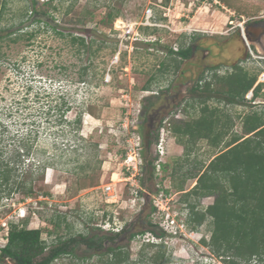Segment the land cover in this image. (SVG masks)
<instances>
[{
	"label": "rangeland",
	"instance_id": "1",
	"mask_svg": "<svg viewBox=\"0 0 264 264\" xmlns=\"http://www.w3.org/2000/svg\"><path fill=\"white\" fill-rule=\"evenodd\" d=\"M45 3L38 0L37 9L49 15H30V0H0V161L18 168L16 174L28 184L33 181L35 189L31 198L24 199L22 192L10 198L3 192L0 249L7 242L10 226L22 220H28V229L40 230L49 247L58 238L118 233L129 225L131 232L139 233L146 228L143 217L152 201L165 189L182 219H187L188 203L202 211L212 205L214 194L189 197L187 203L181 199L196 185L193 177L226 151L235 135H243L245 116L264 111V84L258 97L246 100L248 91L236 104L227 103L226 95L215 91L223 90L217 85L219 79L237 84L245 73L249 78L264 72V63L248 53L251 49L258 55L248 34L257 35L262 29L253 23L264 21V0ZM110 9L119 15L113 25L106 21ZM148 10L155 24L151 27L143 23ZM130 26L135 28L128 37ZM18 35L20 38L12 41ZM71 36L83 37L85 46L73 42ZM155 41L159 43L151 45ZM188 45L192 47L190 57L176 59L175 66L176 56L168 54L165 47L177 50ZM207 83L214 91L201 90ZM175 92L179 96L171 110L163 112L146 137L152 143L145 160L156 158L165 166L159 165L151 176L144 167V147L136 129L146 123L151 108L163 103V96ZM148 101L154 102L153 106L143 108ZM206 107L218 120L211 137L220 136L213 143L197 139L186 150L172 126L198 119ZM78 118L79 126L75 123ZM25 146L30 147L27 154ZM138 156L143 164L137 167ZM134 174L144 194L137 201L132 194L135 185L125 181ZM108 184L116 190L112 198L103 193ZM178 185L183 186L182 192H175ZM210 224L207 218L194 234L186 230L184 235L163 242L151 232L130 242L122 235L124 239L116 244L129 253L122 264H218L217 259L227 264L233 258L220 259L208 245ZM154 230L160 233L158 228ZM160 243L163 245L146 246ZM92 252L77 245L74 255L51 264H94L90 263L93 257L89 258ZM155 255L160 257L159 263L153 262ZM241 261L264 264L255 257ZM5 264L13 262L6 260Z\"/></svg>",
	"mask_w": 264,
	"mask_h": 264
},
{
	"label": "trees",
	"instance_id": "2",
	"mask_svg": "<svg viewBox=\"0 0 264 264\" xmlns=\"http://www.w3.org/2000/svg\"><path fill=\"white\" fill-rule=\"evenodd\" d=\"M52 1L46 0L45 4L49 6ZM30 3V15H49L47 11H38V0H30ZM117 18L119 15L114 14L112 9L106 14V21L110 25H113ZM71 37L73 42L85 46L83 37ZM19 38L18 35L12 41ZM2 39L0 37V41ZM158 43L159 41H155L151 45ZM165 48L168 50V54L176 56L174 59L175 66L177 65L176 59H188L192 52V47L189 45L181 46L177 50L171 46ZM256 79V76L248 78L246 73L242 81L237 84H231L233 80L219 79L217 85L223 90L215 91L220 94L224 93L227 103L236 104L244 100V95L252 88ZM226 81L229 84H224ZM211 85V83L204 84L201 90L211 91ZM260 90L261 84L255 89V97H258ZM199 100L205 101V99ZM153 104L154 102L148 101V104L144 105L143 108L152 107ZM207 109V107L202 108V114L196 120H190L183 125L172 126V131L178 138V142H182L180 143L182 145L185 144L186 150L194 145L197 139H210L213 143L220 136L216 134L211 137L218 120L214 117V112ZM75 123L79 126L80 118L75 120ZM136 131L142 139L144 147L142 158L146 161L145 151L150 147L152 141L147 140L143 135L142 123ZM242 131V136L235 135L227 144L226 151L215 156L199 175L193 177L196 179V185L191 191L184 193L185 198L181 199V202L187 203L189 197L202 198L212 194L216 195L213 204L207 206L203 211L198 210L196 204H186L188 209L186 224L189 230L196 231L207 218H210L211 239L208 245L211 246L217 257H221L220 259L223 256H231L233 259L229 258L227 264H243L241 260L249 262L253 257L260 262L264 260V111L260 114L254 112L245 116L242 122ZM184 138L188 139L187 143ZM29 148L26 147V154L29 153ZM156 163L155 158L146 161L144 164L151 176L155 174ZM161 167L164 169V164ZM17 169L10 167L9 162L0 161V200L3 198V192H7L4 195L6 198L21 192L24 195L23 199L25 197L31 198L35 194L33 181L28 184L22 180L20 175L16 174ZM182 191V185L176 186L175 192ZM164 192L169 193L166 189ZM150 206L149 213L143 217L146 228L139 233L131 232L132 225H129L118 233L106 232L100 236L95 233L79 234L66 240L58 238L56 243L50 247L41 238L40 230L28 229L26 227L28 220H22L20 224L10 226L6 238L7 242L0 249V263L5 264L6 260H10L13 264H51L60 257L74 255V247L83 245L87 250L93 251L89 256V258L93 257L90 263L122 264L129 258L125 246L116 244L117 240L122 241L124 239L121 237L122 235H127L125 238L129 242L137 235L147 232H151L157 237H165V234L157 233L154 230L155 226L152 224L151 214L155 208ZM109 241L112 242V245L107 244ZM202 243L207 245L204 240ZM153 245L162 246L163 244H147L146 246L153 247ZM159 259L160 257L156 255L152 258L155 263H159Z\"/></svg>",
	"mask_w": 264,
	"mask_h": 264
},
{
	"label": "built area",
	"instance_id": "3",
	"mask_svg": "<svg viewBox=\"0 0 264 264\" xmlns=\"http://www.w3.org/2000/svg\"><path fill=\"white\" fill-rule=\"evenodd\" d=\"M144 24L145 26H153L154 24V19H153V14L151 12V10H148L144 16ZM134 28L135 26H130V28L128 29L127 35L128 37H130V35L134 32ZM242 34H243V39L244 41L247 43L248 47L249 43L248 40L245 36V29H242ZM135 42H137V39H134ZM134 42V43H135ZM251 49L248 50V53L250 54V56H252L253 59H255L256 62L258 63H264V52H262L259 55V51H257L258 55L255 56L251 51ZM250 51V52H249ZM254 84H264V72L258 74L256 82ZM257 86H254L252 88V90H249L248 94L246 95V100L248 99H252L254 97V92ZM164 130H161V140L160 142H162V135H163ZM158 147V153L161 154V149H162V144H157ZM139 158V163L135 165H142L143 162L141 160V156H138ZM134 159V158H133ZM136 159V158H135ZM161 161V160H160ZM158 161L156 163V167H159V162ZM161 166V165H160ZM156 168V170H157ZM134 167H131V170H133ZM127 170H130V167L127 166ZM134 173V171H133ZM126 183H129L131 185H135V190H133L132 194H133V199L134 200H138L140 197H142L144 194L142 193V190L138 187V180H137V176L131 175L130 177L125 179ZM141 191V192H140ZM103 193H105L108 197H114V195L116 194V190L113 187V184H108L106 186L103 187ZM155 201H152V206L155 208V211H153V213L151 214V220H152V224L159 229V231L163 234H165V237H157L160 242H163L166 238H172V237H177V236H181L184 235V232L187 231H191V233L189 234H194L195 231L189 230L186 224V220L180 218L181 217V212L178 210L177 208H175V203L174 200L172 199V197H169L164 191H160V193L157 195L156 199L154 198ZM174 202V203H173ZM164 205V206H163ZM162 206V207H161ZM156 214H159L158 216ZM156 216V219L154 220V217ZM200 239V238H198Z\"/></svg>",
	"mask_w": 264,
	"mask_h": 264
},
{
	"label": "flooded vegetation",
	"instance_id": "4",
	"mask_svg": "<svg viewBox=\"0 0 264 264\" xmlns=\"http://www.w3.org/2000/svg\"><path fill=\"white\" fill-rule=\"evenodd\" d=\"M262 28L259 34H254V32L249 31V38L251 39V44L256 51L264 52V21H259L253 23V27ZM179 92L163 96V103L156 108H151V112L146 114L145 120L146 123L142 122L143 125V135L147 137L150 131L157 127V122L160 121V118L163 112H168L171 110L172 105L178 99Z\"/></svg>",
	"mask_w": 264,
	"mask_h": 264
},
{
	"label": "clouds",
	"instance_id": "5",
	"mask_svg": "<svg viewBox=\"0 0 264 264\" xmlns=\"http://www.w3.org/2000/svg\"><path fill=\"white\" fill-rule=\"evenodd\" d=\"M217 263L220 264V263H221V260H218V259H217Z\"/></svg>",
	"mask_w": 264,
	"mask_h": 264
},
{
	"label": "water",
	"instance_id": "6",
	"mask_svg": "<svg viewBox=\"0 0 264 264\" xmlns=\"http://www.w3.org/2000/svg\"><path fill=\"white\" fill-rule=\"evenodd\" d=\"M246 38H247V36H246ZM247 40H249L248 38H247ZM251 42V41H250Z\"/></svg>",
	"mask_w": 264,
	"mask_h": 264
},
{
	"label": "bare ground",
	"instance_id": "7",
	"mask_svg": "<svg viewBox=\"0 0 264 264\" xmlns=\"http://www.w3.org/2000/svg\"><path fill=\"white\" fill-rule=\"evenodd\" d=\"M114 175H116V174H114Z\"/></svg>",
	"mask_w": 264,
	"mask_h": 264
}]
</instances>
